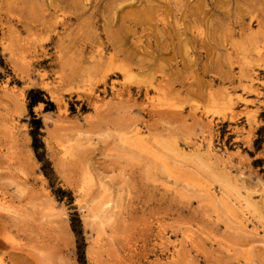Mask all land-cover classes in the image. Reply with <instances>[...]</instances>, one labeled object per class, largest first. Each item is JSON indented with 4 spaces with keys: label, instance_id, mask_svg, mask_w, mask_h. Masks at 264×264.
Here are the masks:
<instances>
[{
    "label": "rangeland",
    "instance_id": "rangeland-1",
    "mask_svg": "<svg viewBox=\"0 0 264 264\" xmlns=\"http://www.w3.org/2000/svg\"><path fill=\"white\" fill-rule=\"evenodd\" d=\"M255 48L264 0H0V264H264Z\"/></svg>",
    "mask_w": 264,
    "mask_h": 264
},
{
    "label": "bare ground",
    "instance_id": "bare-ground-1",
    "mask_svg": "<svg viewBox=\"0 0 264 264\" xmlns=\"http://www.w3.org/2000/svg\"><path fill=\"white\" fill-rule=\"evenodd\" d=\"M24 1V0H23ZM29 1V0H28ZM43 2V1H42ZM41 1H40V3H42ZM131 2V1H130ZM39 3V4H40ZM23 4V3H22ZM38 4V3H37ZM130 4V3H129ZM30 5V7H31V4H29ZM134 6H136V4L134 5ZM138 6V5H137ZM133 6H131V8H132ZM135 8V7H134ZM136 10V9H135ZM29 11V10H28ZM30 11H31V8H30ZM32 12V11H31ZM37 18V17H36ZM35 20V19H34ZM221 26V25H220ZM222 28V27H221ZM249 28V27H248ZM221 31H222V29H221ZM252 31V30H251ZM222 33V32H221ZM234 34V33H233ZM63 36V35H62ZM202 36V35H201ZM30 42V41H29ZM240 44H242V43H240ZM244 46V45H243ZM242 46V47H243ZM257 46V45H256ZM259 47V46H258ZM255 50H256V54L258 55V56H264V53L262 52V50L261 49H259V48H255ZM247 61L249 62V60L247 59ZM254 62V61H253ZM257 63V62H256ZM258 64V63H257ZM110 66V65H109ZM109 66H107L108 67V69H109ZM248 66H250V65H248ZM263 66V65H262ZM105 67V66H104ZM111 68V67H110ZM104 69H106V68H104ZM87 70V69H86ZM90 72V71H89ZM103 72V71H102ZM101 72V73H102ZM86 73V72H85ZM246 76H249V78H250V85H248V86H250V87H243L244 89L245 88H247L248 90H250L251 92H253V93H255V94H258V93H260L259 91H258V89H257V87H253V81H256V80H260V79H258V77H255L254 76V74H252L250 71H249V73H247V75ZM127 79V78H126ZM125 79V80H126ZM130 81V80H129ZM222 97V96H221ZM220 98V97H219ZM237 100H239V101H242V103L244 104V105H247V103L249 102V99H248V97L247 96H243V95H240V96H238V99ZM94 103H96V102H94ZM98 103V102H97ZM105 104V103H104ZM103 105V104H102ZM101 105V106H102ZM105 105H107V104H105ZM99 106V105H98ZM101 106L99 107V108H101ZM104 106V105H103ZM227 110H229V109H227ZM251 110V109H250ZM153 112L155 111V113H156V110H152ZM158 111H161V110H158ZM252 111V110H251ZM205 112V111H204ZM229 112H233V111H229ZM162 113L163 114H165V112H163L162 111ZM237 113V112H236ZM253 114H254V112H252ZM63 114H64V112H63ZM158 114V113H157ZM168 114V113H167ZM231 114V113H230ZM250 114V113H249ZM160 115V114H159ZM169 115V114H168ZM168 115H166V116H168ZM236 115V114H235ZM211 116V115H210ZM237 117V116H236ZM249 118H250V116H248ZM247 117V118H248ZM211 120V119H210ZM208 121L209 123L211 122V121ZM206 122V121H205ZM207 122V123H208ZM235 127V126H234ZM238 127V126H237ZM250 128V127H249ZM251 130V129H250ZM211 139V138H210ZM247 139V138H246ZM148 140V139H147ZM249 142V141H248ZM206 147H207V150L209 151V153L210 152H212V151H214V146L212 145V143H211V141L210 140H208L207 141V143H206ZM211 155V154H210ZM209 155V156H210ZM213 155H216V154H213ZM209 156H208V158H209ZM213 157V156H212ZM217 157V156H216ZM224 158V157H223ZM179 167V166H178ZM184 180V179H183ZM227 187V186H226ZM231 187V186H230ZM227 188H229V187H227ZM226 188V189H227ZM233 186H232V191H233ZM199 189H201V190H203L204 188L203 187H199ZM205 189H207L206 187H205ZM204 189V190H205ZM210 189V188H209ZM230 189V188H229ZM203 190V191H204ZM206 191V190H205ZM235 191V190H234ZM225 192H226V190H225ZM253 192V191H252ZM210 193H211V191H210ZM222 193V192H221ZM229 193V192H228ZM234 193H236V192H234ZM212 194V193H211ZM251 194H253V193H251ZM204 196H205V194H204ZM207 196H208V194H207ZM206 197V196H205ZM214 199H215V197H213ZM217 198V197H216ZM234 199V198H233ZM237 200V199H236ZM241 200V199H240ZM1 201V200H0ZM216 201H217V199H216ZM216 201H215V203H216ZM249 201V200H248ZM247 200H245V202H246V204H247V202H248ZM238 202V201H237ZM255 202V201H254ZM250 204H252V203H250ZM4 205V204H3ZM214 205V204H213ZM221 205V204H220ZM254 204H252V207L253 208H256V207H254L253 206ZM264 205V204H263ZM111 206V205H110ZM222 206V205H221ZM245 206V205H244ZM247 206L249 207V203L247 204ZM216 207V206H215ZM222 208H223V206H222ZM250 208H251V206H250ZM108 209H109V207H108ZM112 209V208H111ZM240 209V208H239ZM252 209V208H251ZM238 210V209H237ZM112 211H113V209H112ZM223 211H224V209H223ZM247 211V210H246ZM253 211H254V209H253ZM114 212V211H113ZM225 212V211H224ZM238 212H239V210H238ZM115 213V212H114ZM240 213V212H239ZM113 213L111 212V214L110 215H112ZM248 214H250V213H248ZM218 215V214H217ZM93 216H95V215H93ZM108 216H109V214H108ZM230 218V217H229ZM231 219V218H230ZM235 220V219H234ZM246 221V220H245ZM244 220L242 221V225L244 226V227H246V228H250V226L248 227L247 226V222H245ZM241 222V221H240ZM249 223H251V222H249ZM253 225V224H252ZM239 226H241L240 224H239ZM238 226V227H239ZM248 230V229H247ZM246 230V231H247ZM256 230V229H255ZM251 231V230H250ZM188 237V236H187ZM184 238H185V236H184ZM187 240H189V239H187ZM264 240V239H263ZM192 243V242H191ZM172 244V243H171ZM175 244V243H174ZM173 245V244H172ZM176 245V244H175ZM179 248V247H178ZM176 251V250H175ZM178 252V251H177ZM11 260V259H10Z\"/></svg>",
    "mask_w": 264,
    "mask_h": 264
}]
</instances>
